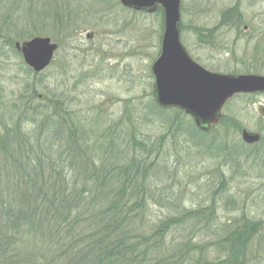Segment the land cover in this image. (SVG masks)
Returning a JSON list of instances; mask_svg holds the SVG:
<instances>
[{
  "label": "rangeland",
  "instance_id": "rangeland-1",
  "mask_svg": "<svg viewBox=\"0 0 264 264\" xmlns=\"http://www.w3.org/2000/svg\"><path fill=\"white\" fill-rule=\"evenodd\" d=\"M181 1V39L196 62L217 73L264 75V0ZM163 32L161 10L135 11L120 0H0V117L25 131H58L63 145L73 138L76 168L109 159L145 167L144 203L132 228L147 238L161 233L150 257L176 250L173 264H220L231 253L220 229L257 223L232 256L264 264V94L238 95L205 133L184 111L156 107L151 68ZM35 37L59 46L38 74L14 48ZM38 106L58 115L48 112L44 127L46 116L32 123ZM244 130L260 134L259 143L246 144ZM41 256L55 257L38 254L41 263Z\"/></svg>",
  "mask_w": 264,
  "mask_h": 264
},
{
  "label": "trees",
  "instance_id": "trees-1",
  "mask_svg": "<svg viewBox=\"0 0 264 264\" xmlns=\"http://www.w3.org/2000/svg\"><path fill=\"white\" fill-rule=\"evenodd\" d=\"M52 107L38 106L42 110L34 111L32 123L38 124L37 118L50 111L52 117L57 116ZM49 118L40 125L44 127ZM190 121L187 125L196 133ZM9 124L0 117V264L174 263L176 250L162 257L149 256L160 232L147 238L132 228L140 218L139 205L144 203L140 196L145 167L132 162L121 168L109 159L110 164L89 166L83 162L76 168L79 147L73 138L65 139L64 146L58 131L49 135ZM84 147L91 151L87 144ZM206 213L201 211L197 217ZM236 227L220 229V241L231 251L229 260L220 264H241L232 256L236 243L258 231L257 223ZM238 249L242 247L238 245ZM185 250L189 256L192 246ZM43 253L55 257L48 261L41 256V263L38 254Z\"/></svg>",
  "mask_w": 264,
  "mask_h": 264
},
{
  "label": "water",
  "instance_id": "water-1",
  "mask_svg": "<svg viewBox=\"0 0 264 264\" xmlns=\"http://www.w3.org/2000/svg\"><path fill=\"white\" fill-rule=\"evenodd\" d=\"M124 7L136 11H164V33L159 58L152 65L155 78L154 96L162 108H178L190 115L196 126L209 132L223 119V109L236 95L264 93V76L256 74L232 75L208 71L187 52L181 41V0H120ZM15 48L24 62L36 73L52 63L58 45L48 37H35ZM264 117V106L258 109ZM245 143H259L258 133L244 130Z\"/></svg>",
  "mask_w": 264,
  "mask_h": 264
},
{
  "label": "flooded vegetation",
  "instance_id": "flooded-vegetation-1",
  "mask_svg": "<svg viewBox=\"0 0 264 264\" xmlns=\"http://www.w3.org/2000/svg\"><path fill=\"white\" fill-rule=\"evenodd\" d=\"M91 36H88V38H90Z\"/></svg>",
  "mask_w": 264,
  "mask_h": 264
}]
</instances>
